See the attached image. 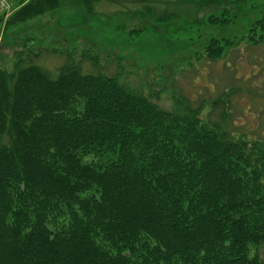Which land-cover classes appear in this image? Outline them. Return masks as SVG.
<instances>
[{"label": "trees", "instance_id": "16d2710c", "mask_svg": "<svg viewBox=\"0 0 264 264\" xmlns=\"http://www.w3.org/2000/svg\"><path fill=\"white\" fill-rule=\"evenodd\" d=\"M63 1L29 0L9 21ZM71 1L90 13L110 0ZM48 53L0 69V264H264V141L249 147L229 111L203 117L187 94L160 105L98 55L52 69Z\"/></svg>", "mask_w": 264, "mask_h": 264}, {"label": "rangeland", "instance_id": "374dc122", "mask_svg": "<svg viewBox=\"0 0 264 264\" xmlns=\"http://www.w3.org/2000/svg\"><path fill=\"white\" fill-rule=\"evenodd\" d=\"M7 1L0 7V69L11 72L20 57L39 49L56 51L42 57L52 69L59 57L71 55L87 68L85 55H98L100 71L120 76L160 105L170 107L174 95L187 94L202 102L194 103L203 117L221 119L229 111L228 126L249 134V147L254 139L264 141L256 120L264 114L263 76L254 75L249 62L256 59L249 57L256 49L252 40L264 41V0H110L90 13L82 2L66 0L11 23L29 0ZM219 50L217 59L212 52ZM236 57L241 62L235 66ZM252 88L255 94L247 95ZM220 98L229 105L217 103Z\"/></svg>", "mask_w": 264, "mask_h": 264}, {"label": "built area", "instance_id": "2783aa9c", "mask_svg": "<svg viewBox=\"0 0 264 264\" xmlns=\"http://www.w3.org/2000/svg\"><path fill=\"white\" fill-rule=\"evenodd\" d=\"M8 2L7 0H0V7H8Z\"/></svg>", "mask_w": 264, "mask_h": 264}]
</instances>
